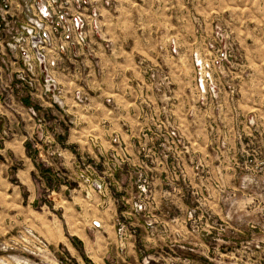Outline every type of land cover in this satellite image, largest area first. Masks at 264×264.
Segmentation results:
<instances>
[{
	"label": "rangeland",
	"instance_id": "374dc122",
	"mask_svg": "<svg viewBox=\"0 0 264 264\" xmlns=\"http://www.w3.org/2000/svg\"><path fill=\"white\" fill-rule=\"evenodd\" d=\"M79 11L85 37L51 67L52 90L22 84V59L1 41L0 67L17 56L18 88L62 110L68 80L93 115L103 98L109 121L78 123L101 158L81 155L74 176L95 209H116L114 233L94 220L88 247L78 236L51 245L1 180L0 264H264V0H87Z\"/></svg>",
	"mask_w": 264,
	"mask_h": 264
},
{
	"label": "crops",
	"instance_id": "0c3cea01",
	"mask_svg": "<svg viewBox=\"0 0 264 264\" xmlns=\"http://www.w3.org/2000/svg\"><path fill=\"white\" fill-rule=\"evenodd\" d=\"M8 66L3 72L0 67V75L2 73L5 78L3 84L10 89L6 100L0 96L3 139L0 143V186L4 180L6 188L10 185L19 188L18 193L24 201L23 210L28 212L31 225L51 245L63 243L70 248L73 244L69 236H78L88 247L92 242L90 229L97 230L92 225L94 220L101 223L99 228L104 234H113L116 209L111 212L95 209L100 200H94L96 196L86 197L74 176L75 162L81 155L90 160L101 158V150L89 141L92 128L83 129L78 123H107L109 116L106 112L103 115V98L91 99L101 107V117L93 115L94 107L90 106L93 102L90 105L80 103L74 96L76 90L83 88L68 80L64 84L68 93L65 110H62L49 99L31 95L27 88H18L15 79L19 68L17 56H11ZM1 84L2 80L0 87ZM31 108L37 111L36 116ZM40 117L45 119L47 130L36 128ZM95 134L98 136H93L101 140L108 138L101 131ZM53 150L61 151L62 156ZM11 172H14L16 180L10 178ZM16 193L14 190L6 191L7 195Z\"/></svg>",
	"mask_w": 264,
	"mask_h": 264
},
{
	"label": "built area",
	"instance_id": "2783aa9c",
	"mask_svg": "<svg viewBox=\"0 0 264 264\" xmlns=\"http://www.w3.org/2000/svg\"><path fill=\"white\" fill-rule=\"evenodd\" d=\"M74 3L75 10L71 7ZM87 0H0L1 42L19 53L22 84L34 88L41 79L55 87L51 67L63 58L73 38H84L86 18L79 8Z\"/></svg>",
	"mask_w": 264,
	"mask_h": 264
}]
</instances>
